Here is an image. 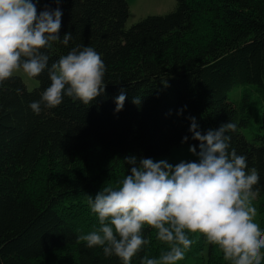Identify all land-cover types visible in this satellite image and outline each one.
I'll use <instances>...</instances> for the list:
<instances>
[{"label": "trees", "instance_id": "1", "mask_svg": "<svg viewBox=\"0 0 264 264\" xmlns=\"http://www.w3.org/2000/svg\"><path fill=\"white\" fill-rule=\"evenodd\" d=\"M45 4L56 7L39 0L38 11ZM59 6V34L72 38L54 42L49 65L76 44L91 45L106 64L105 93L89 105L65 97L34 114L29 102L50 84L47 69L32 88L18 73L0 85V264H121L80 239L99 227L88 196L128 171L125 156L167 154L185 135L198 146L189 116L202 132L237 122L230 146L260 170L264 223V0H176L173 9L130 26L128 0ZM122 88L124 106L114 111ZM145 234L148 255L167 249L153 229ZM190 237L194 243L176 264H234L201 234Z\"/></svg>", "mask_w": 264, "mask_h": 264}, {"label": "clouds", "instance_id": "2", "mask_svg": "<svg viewBox=\"0 0 264 264\" xmlns=\"http://www.w3.org/2000/svg\"><path fill=\"white\" fill-rule=\"evenodd\" d=\"M38 3L0 0V85L18 72L34 78L47 69L50 84L39 100L29 102L34 114L42 111L41 105H60L65 97L89 105L105 93V61L93 46L76 44L49 65L54 42L68 45L72 33L59 34L61 0H54L56 7L45 4L39 11ZM126 95L122 88L113 98L114 111L123 108ZM132 100L139 104L141 97ZM188 119L191 138L199 141L198 146L189 145L196 159L171 163L166 158L125 156L128 171L88 196L99 227L80 237L86 247H100L106 257L116 256L121 264H133V258L139 264H176L194 243L190 233H197L234 264L264 262V223L256 215L255 199L260 170L248 168L246 155L230 146L237 122L230 119L202 132L195 116ZM188 139L185 135L181 142ZM146 228L168 245L159 256L146 252L150 244Z\"/></svg>", "mask_w": 264, "mask_h": 264}, {"label": "rangeland", "instance_id": "3", "mask_svg": "<svg viewBox=\"0 0 264 264\" xmlns=\"http://www.w3.org/2000/svg\"><path fill=\"white\" fill-rule=\"evenodd\" d=\"M130 6V14L126 20V25L130 26L141 17L151 14V13H165L173 9L176 5V0H128ZM20 74L29 88L34 87L39 83V80L34 78H28L26 75L21 71L18 72ZM239 89H232L230 91L229 96L232 98H236L238 95ZM189 145L187 142L180 143L172 147L171 151L167 154L154 156V159H161L166 158L171 163H177L181 159L189 160V159H196V157L189 151ZM258 195V194H257ZM256 195V202L258 203ZM256 215L259 217L261 215L259 209L257 208Z\"/></svg>", "mask_w": 264, "mask_h": 264}]
</instances>
